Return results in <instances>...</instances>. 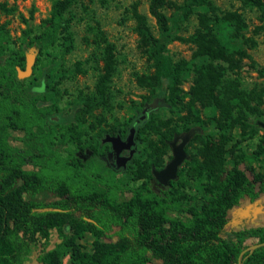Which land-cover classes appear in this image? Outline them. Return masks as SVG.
<instances>
[{
	"label": "trees",
	"instance_id": "obj_1",
	"mask_svg": "<svg viewBox=\"0 0 264 264\" xmlns=\"http://www.w3.org/2000/svg\"><path fill=\"white\" fill-rule=\"evenodd\" d=\"M237 1L244 8L256 9L264 25L263 0ZM51 2L53 11L42 22V31L34 37L29 29L23 32V39L29 38L28 45L39 52L37 78L32 79L39 82L37 88L28 87L17 78L16 67L25 66L24 50H11L8 32L4 25L0 26V264H23L31 246L38 239L47 242L52 231L57 232L59 242L38 255L39 264H63L67 255L68 264H238L242 241L255 231L228 232V212L244 198L254 200L264 195V130L256 151L236 161L232 168L225 167L224 151L215 144H205L200 157L189 156L185 163L191 172L205 173L211 179L199 205L193 201L184 205L185 196L173 190L175 182L164 191L152 188L151 167L162 163L156 153L145 164L135 159L140 175L145 171L147 180L128 189L131 195L121 199L120 183L114 177L90 176L93 173L86 171L73 153L63 158L53 149L49 116L58 108L46 102L54 99L50 85L57 73L53 74L51 65L43 60H47L51 48L59 50L56 58L73 50L72 9L77 5L86 8L82 0ZM170 7L177 10L173 17L166 13ZM0 9L14 11L5 5H0ZM148 13L155 21L157 34L152 32L147 16L138 11L137 4L132 6L134 32L150 70L138 78L139 86L148 92V96L142 97V109L150 104L149 99L163 100L161 107L168 108L184 123L187 117L181 114L186 108L197 120L200 109L196 105L212 109L218 112L213 121L223 141L231 139L234 128L245 130L249 116L261 115V101L252 104L254 96L228 76L240 68L243 58H250L235 45L246 29L239 14L222 13L213 0H184L178 6L168 0H149ZM192 15L197 21L193 33L180 35L178 21ZM29 16H33V10ZM226 28L230 29L228 35ZM88 30L100 48L102 65L94 91L79 95L77 102L85 113L91 114L98 108L110 107V85L118 73L119 59L114 45L97 26H88ZM175 41L195 48L192 61L171 57L167 46ZM6 52L9 54L4 57ZM75 69L80 71V63ZM58 73L61 75L62 71ZM191 77L192 85L184 92L180 87ZM156 113L152 110L137 127L138 134H155L164 151L180 131L156 126ZM17 130L25 134L26 150H15L8 142L11 132ZM188 131L187 127L181 129ZM199 138L200 134H195L189 145ZM71 139L78 141L79 135L76 133ZM248 158L251 161L246 170L252 179L238 167ZM253 162L258 163L257 169ZM73 210L81 215L75 216ZM68 232L72 235L68 236ZM86 233L94 238L89 251L76 243ZM111 233L115 241L103 242Z\"/></svg>",
	"mask_w": 264,
	"mask_h": 264
},
{
	"label": "rangeland",
	"instance_id": "obj_2",
	"mask_svg": "<svg viewBox=\"0 0 264 264\" xmlns=\"http://www.w3.org/2000/svg\"><path fill=\"white\" fill-rule=\"evenodd\" d=\"M168 1L173 6H178L183 4L184 0ZM82 2L86 9L81 5L72 9V14L75 17L72 25L73 50L64 57L56 58L59 50L51 48L47 52V60H43V63L51 65L53 74L57 73L55 80L50 85L54 99L46 102V104H56L58 108L49 116V120L53 126L51 127L53 149L58 151L63 158L68 157L71 153L74 154L77 148V140L71 138L75 137L76 133L79 135V141L86 144L89 137L85 136V133L94 134L98 129L103 132L109 131L110 129L125 127L126 124L132 125L138 120L136 126H141L142 122L145 121L141 120L142 108L140 106L143 102L142 97L148 96V92L139 86L138 78L149 74L150 70L146 57L138 46L137 36L134 32L135 24L131 16V9L134 4H137L140 13L147 16L152 32L157 34L155 21L148 13L149 0H82ZM213 2L222 13L235 12L239 14L246 24V29L242 31L243 38L235 40V45L241 47L250 58H243L240 68L229 72L228 76L236 79L241 88L254 96L252 104L261 101V115L259 117L249 116V126L245 130L240 127L234 128L231 131V139L228 141L221 140V133L213 121V118L218 116V112H214L212 109L200 108L199 105H196L195 108L200 109L197 120L186 108L181 114V117H187L186 123L180 117L172 114L168 108L161 106L154 117L158 127H164V129L165 127H173L180 132L183 127H187L195 130L193 136L200 134V138L188 146L186 150L187 160L189 156L200 157V152L203 151L205 144H215L224 151L225 167L232 168L236 161H240L242 157H248L256 151L264 130V25L261 23L260 13L256 9L244 8L237 0H213ZM0 5H5L7 9H14L11 13L0 9V26L4 25L8 32L10 49L18 51L22 48L25 56L31 52L35 55L31 76L22 80L25 81L26 86L37 88L39 82L32 79H35V75H37L35 73L37 72L36 65L39 52L37 48L28 45L29 38L23 39V32L29 29L31 30V37H34L42 31V22L52 14V2L51 0H0ZM31 10H33V16L30 18ZM176 11L174 7H170L166 13L173 17ZM196 24L194 15L187 20L180 19L178 21V33L182 36H188L193 33ZM88 26H97L105 34L109 42L114 45L119 59L118 73L110 85V107L98 108L91 114L85 113L77 102L79 95H89L94 91L96 77L102 65L100 48L95 43V38L92 32L88 30ZM225 33L228 35L230 29L226 28ZM2 46L0 41V47ZM167 48L174 60L192 61L193 59L195 48L190 44L175 41L169 44ZM8 54L9 52H6L4 57H7ZM52 58L55 60L52 61ZM77 63H80V71L75 69ZM59 71H62L61 75H59ZM58 79L60 80L57 81ZM191 85L192 77L180 88L184 92H188ZM188 101L189 98L184 100L185 103ZM151 102L152 99H149V103ZM25 138L24 132L17 130L11 132L8 142L15 150L22 151L27 149ZM139 138L147 142L143 146H139V149H143V153L138 156V161L141 160L144 164L149 162L153 153L160 155L162 161L167 160L172 155L169 149L163 151L159 148V140L155 134L146 132ZM250 161L248 158L239 163L238 167L246 172L249 179H252V174L246 170V164H249ZM252 165L256 169L258 168V163L253 162ZM95 166L90 162L85 166V170L95 173L97 171ZM139 166L134 165L124 175L116 176L115 180L120 183L121 187V199H127L131 195L128 189H135L146 182L147 179L144 178V175L146 176L147 173L144 171V175L141 176ZM182 169L183 171L177 177L173 190L185 196V199L182 200L184 205L190 201L199 205L205 197L211 179L205 173L198 175L191 172L186 163L183 164ZM228 221L229 225H239L244 221L246 227L264 223V195H260L252 201L248 198L243 199L239 205L228 212ZM112 235L113 233L110 234L109 238L102 241L114 242L115 238ZM93 241L94 238L91 234L86 233L76 243L81 245L83 250L89 251ZM58 242V234L55 231L51 232L47 242L38 239L36 244L31 246L23 264H39L38 255L43 250L48 251L54 248ZM69 260V255L65 256L63 264H68Z\"/></svg>",
	"mask_w": 264,
	"mask_h": 264
},
{
	"label": "flooded vegetation",
	"instance_id": "obj_3",
	"mask_svg": "<svg viewBox=\"0 0 264 264\" xmlns=\"http://www.w3.org/2000/svg\"><path fill=\"white\" fill-rule=\"evenodd\" d=\"M155 100H158V106L155 109L148 108V106L151 103L144 105L142 109V117H141L142 121L146 120L147 117L150 116V112L152 110L158 111L160 109V106L164 105L163 100H159V99H155ZM138 122L139 120L136 121V123L132 125H129L126 127H119L116 129H110L109 131L103 132L100 129H98L94 134L88 135L85 133V136L89 137V141L86 142V144L84 142H80L79 140L77 141V148L74 152L75 158L80 162V165H83L84 167L87 164H90V162L93 163L94 166L96 165L95 167L97 168V171L93 174H90V176L95 175L97 178H102V177L116 178V176L118 175H124L127 172V170H129L134 165H136L135 159H137L138 156H140V154L143 153V149H139V146H143L147 142L139 138L137 127H141V126H136ZM132 128L134 129L133 145L129 149H126L124 148L125 147L124 145L127 143V138ZM190 130L191 129H189V131ZM185 133L187 132H180L179 134L174 135V137L181 136ZM107 137L109 138L118 137L120 139L121 143L117 144L116 146L118 149V152H116L113 149L112 142L106 140ZM173 138L169 141L168 149L170 151H171L170 143L173 140ZM190 140L184 146L185 154L189 146ZM179 142L180 140H178L177 144ZM131 151H133L132 157L130 158V160L125 161V159L130 156ZM171 158H172V155L167 160L162 161V163L158 162L157 167H151V172H152V169H155L156 171L163 169L165 165L171 160ZM123 159L125 161L124 166L121 165ZM186 161H187V155H186V159L182 162V164L178 168L175 180L169 181L168 185L166 186L160 185L154 179L153 174H152V177L149 179V182L152 188L155 190L164 191L166 190V188H169L171 182L176 183V179L179 176V171L180 169H182V166ZM73 213L75 216L81 215L78 211H75V210H73ZM226 229L228 232H232V233L233 232H247L251 230L255 231V234L247 236L242 241L240 255L238 258V264H264V223L256 224L252 227H246L244 225V221H242L241 224L239 225H229V221H227ZM68 233H70L68 234L69 236L72 235L71 232H68Z\"/></svg>",
	"mask_w": 264,
	"mask_h": 264
},
{
	"label": "water",
	"instance_id": "obj_4",
	"mask_svg": "<svg viewBox=\"0 0 264 264\" xmlns=\"http://www.w3.org/2000/svg\"><path fill=\"white\" fill-rule=\"evenodd\" d=\"M34 61H35V55L32 52L30 54H26L24 69H20L19 67H16L17 78L19 80L26 79L31 76ZM157 106H158V100H154L153 103H151L148 106V108L155 109L157 108ZM194 132L195 130L192 129L181 136H175L170 143V148L172 151L171 160L165 165L163 169L159 171L152 169L153 177L160 185L166 186L168 185L169 181L175 180L179 166L186 159V154L184 152V146L189 141V139L193 136ZM133 134H134V129L132 128L130 130L129 136L127 138V143L124 145L125 146L124 148L129 149L133 145ZM106 140L112 142L113 149L116 152H118V149L116 146L117 144L121 143L120 139L118 137L116 138L107 137ZM178 140H180V142L177 144ZM132 155H133V151L130 152V156L126 158L125 161L130 160ZM125 161L123 159L121 165L124 166Z\"/></svg>",
	"mask_w": 264,
	"mask_h": 264
},
{
	"label": "clouds",
	"instance_id": "obj_5",
	"mask_svg": "<svg viewBox=\"0 0 264 264\" xmlns=\"http://www.w3.org/2000/svg\"><path fill=\"white\" fill-rule=\"evenodd\" d=\"M42 90V89H41Z\"/></svg>",
	"mask_w": 264,
	"mask_h": 264
}]
</instances>
